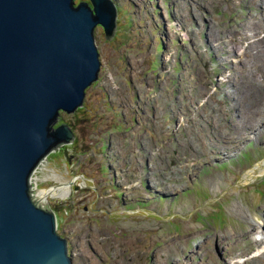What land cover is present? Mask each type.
Masks as SVG:
<instances>
[{"label": "rangeland", "instance_id": "obj_1", "mask_svg": "<svg viewBox=\"0 0 264 264\" xmlns=\"http://www.w3.org/2000/svg\"><path fill=\"white\" fill-rule=\"evenodd\" d=\"M211 1L222 8L221 18L225 24L221 27L213 13H209L206 21L186 18L163 25L162 19L168 20L169 16L164 3V10L159 7V2L150 10L148 0H123L119 1L126 7L122 19L130 17L133 23L123 21L111 41L106 39L101 26L96 30L103 68L99 81L88 90L89 107L81 115L90 123L85 126L93 130L86 133L88 140L80 138L76 147L80 150L77 156L80 166L89 159L87 153L92 151L91 168L94 170L87 167L85 170L96 175L104 191L115 192L125 201V190L116 177L112 179V188L106 174L101 172L113 161L111 155L105 156V150L98 147L100 135L112 136L111 144L128 157L138 151L136 144L144 138L143 132L148 138L155 134L151 131L154 122L164 118L172 128L161 138L146 139L154 146L155 160L166 162V177L162 180L153 173L150 182L156 187L149 186L147 192L136 183L134 195L128 199L131 203L140 193L144 197L161 193L163 204L159 201L158 208L154 209L155 217H149V200L123 203L124 211L130 207L139 208L134 216L146 221L129 218L124 211L121 215H107L116 210L107 206H116L115 200L105 201L104 210H88L85 195H89L91 201L96 196L93 191H87L86 187L93 188L90 182L86 187L80 183L83 177L75 180V187L66 198L51 199L52 209H57V204H64L62 211L57 213V220L59 232L73 244L75 255H79L74 264H151V261L153 264H236L233 262L236 260L239 264H264L259 242L264 237V148L256 151L246 147L240 151L232 145L224 147L218 138L210 136L206 123L198 117L199 113L209 114L216 106L225 113L222 122L228 123L224 128L227 132L240 131V122L246 119L249 125H260V117L250 116V111L256 109L260 113L264 109V97L251 96L247 88L249 74L254 73L264 89V81H261L264 78V31L256 26L264 22L263 0ZM208 7L216 10L212 5ZM157 10L161 17L156 15ZM252 13L261 14L262 18ZM137 15L144 21L138 20ZM206 25L210 26L207 29L209 37L226 44L228 51H231L230 38L238 40L240 49L245 48L242 56L239 55L245 67H238L235 61L233 67L227 64L225 70L215 72L208 65L198 54L201 31L206 30ZM164 36L171 41V48L160 53L158 46L161 42L164 45ZM154 63H157L159 73L152 78ZM226 78L237 86L235 95L239 103L235 105L236 111L229 110L223 101L219 81ZM153 79L156 82L152 87ZM146 88H154L150 96L144 94ZM251 90L255 91V87ZM137 91L140 97L135 96ZM241 93H246V99ZM108 102L111 105L106 110L104 103ZM147 103L152 108L149 113L143 111ZM119 104L122 111L117 108ZM196 110L197 114H194ZM99 117H103L99 124L102 132L97 134L95 143H89L95 135L94 125ZM135 118L141 123L137 124ZM126 130L125 138L117 137ZM79 132L83 136V132ZM240 136L245 137L246 132L241 131ZM262 137L264 130L260 132L259 138ZM246 151L249 153L242 156ZM72 152H76L75 149ZM66 155L65 148L50 155L51 163L47 160L43 169L34 174L33 186H37V182L43 187L55 182H73L78 162L72 165V157L64 158ZM148 155L140 148L137 157L143 160ZM115 158L120 161L123 156ZM52 166H57L55 171ZM119 181L123 183L122 179ZM248 208L255 217L254 223L248 218ZM230 248L235 249L238 258L229 255Z\"/></svg>", "mask_w": 264, "mask_h": 264}, {"label": "water", "instance_id": "obj_2", "mask_svg": "<svg viewBox=\"0 0 264 264\" xmlns=\"http://www.w3.org/2000/svg\"><path fill=\"white\" fill-rule=\"evenodd\" d=\"M99 25L111 41L113 0H0V264H74L56 211L39 204L30 179L75 137L56 124L99 79Z\"/></svg>", "mask_w": 264, "mask_h": 264}, {"label": "bare ground", "instance_id": "obj_3", "mask_svg": "<svg viewBox=\"0 0 264 264\" xmlns=\"http://www.w3.org/2000/svg\"><path fill=\"white\" fill-rule=\"evenodd\" d=\"M78 1L79 0H77V2ZM119 1L121 2L123 0H113V2L117 5V9H118V25H117V28L115 29V33H116V30L118 31L119 25H122L123 21H126L128 23L130 22L129 23L130 25L133 23V19L130 17L127 19H124V20L122 19V17L124 16L122 11L126 7L122 4H120ZM148 1L150 3V6H149L150 10H151V6H154L157 2H159V7L163 10L165 9L164 4L167 6L169 16H168V20H166L165 18L162 19L163 25L164 24H172L173 22H175L178 19L183 20L186 18H188V20H196L199 18L202 21H206L209 13H213L216 15L219 27H221L225 24V22L221 18L222 17V8L217 3H215L211 0H148ZM209 5L214 6L216 8V10L209 9V7H208ZM262 7L264 8V0H263V6ZM126 15H128V13ZM156 15L160 16L158 10H157ZM156 15H154V17H156ZM252 15L253 16L258 15L260 18H262L261 14L259 15L258 13L257 14L252 13ZM137 19L142 21V22L144 21L143 17H141L140 15H137ZM164 20H166V21H164ZM263 20H264V18H263ZM253 23H255V20ZM99 26L97 27V29L99 28ZM157 26L161 27L159 24ZM256 26H257L258 30L264 31V22L256 24ZM122 27H124V26H122ZM207 29L209 30L210 26L206 25V30H204V31L200 30L201 33L203 34V36H202V41L200 44V51L198 52V54L201 55L207 61L208 65L211 66L215 72L225 70L227 68V64L230 65L231 67H233V64L235 61L238 62V67H245V64L242 63L239 59L240 56H242V54L245 52V48L243 50L240 49L241 44L238 42V40L234 39L232 37L230 38L231 51H228L226 49V47H227L226 44L219 43V41L217 39H211L209 37L210 34L208 33ZM188 31L192 32L191 29H189ZM104 34H105V30H104ZM105 36H106V34H105ZM97 39H98V37H97V33H96V43L98 45ZM155 39H156V37H155ZM163 40H164V45L161 42V44L158 46V50L160 53H161V50L163 52H165L168 49L170 51V48H171V41L170 42L167 41L166 36H164ZM98 48L100 51V58H101V63H102L101 69H102L103 68V61H102V55H101V50H100L99 45H98ZM156 67H157V63H154V65H153V68H154L153 72L154 73L152 74V78H155L156 74L159 73L156 71V69H159V68H156ZM99 74L101 75V70H100ZM100 75H99V79H100ZM99 79L95 83H97L99 81ZM249 79H250V82H249V88H247V92L251 96L253 95L255 98L264 97V89L258 80V76L254 73H251V74H249ZM261 81H264V78ZM154 82H156L155 79H153L152 87L154 85ZM219 83H220L219 87L222 90V96H223L224 103L227 104L229 110L236 111L237 108L235 109V105H237L239 103L237 100V96L235 95V90L237 89V86H235L233 81L229 80L228 78H226V80H224V81H219ZM147 86H149V85H147ZM252 86L255 87V91L251 90ZM89 88H87V90H86V98H85L84 106L81 108H78L77 111L72 113V114H67L65 112H61V119L56 124V126H58L62 123L68 124L71 127V129L75 135L73 141L69 142V143H65V144L63 143V145L55 147V150L51 152L52 154L58 153L59 151H62L63 148H65L67 155L64 158L72 157V162H71L72 165H75L76 162H78V164H76L77 168L75 169L76 176L74 178V181L73 182H61V183L55 182L54 184H52L48 187H43L42 185L38 184V182H37V186H33L34 174L39 169H43L42 166L45 165L47 160H49V164L51 163L50 155H52V154L50 153L48 155V158L44 159L40 163L38 168L35 169L34 172L32 173V176L30 179V185L32 186L31 187L32 192H34L35 195H37L38 202L40 205L45 207V204L48 203V205L51 207V199L57 197V198H61L63 200L64 198H66L68 196V192H71L72 188L75 187V185H74V183L76 182L75 180L77 178L83 177V179L80 180V183L83 182V184H85V187H86L88 182H90L93 185V188L86 187L87 191H93L95 193V196H96L94 201H91V199L88 197L89 195H85L86 201H88V204H87L88 210L96 211L97 208H99L100 210H104L105 209V207H104L105 201L115 200L118 203L116 206L113 204H107V206L115 208L116 210L109 211L107 213V215L108 214H114V213L121 215V213L124 211L123 203L133 204L139 200L140 201L149 200V201H151V209H150L151 214L149 217H153V216L155 217L156 214L153 213L154 209L158 208L159 201H160V205H161L162 200H163V195L161 193L160 194H150L146 197H144V194L140 193L139 196L137 197L136 201H133L131 203L128 202V199L131 195H134V192H135L134 186L136 183H139L144 189L147 190V192L150 190L149 186L156 187L155 185H153L150 182V180L152 179L151 175L153 173L156 176L159 175L162 180L164 179V177H166V171H167L166 162H164L162 160H159V161L155 160L154 147H152L153 145L150 142H148L146 139L155 138L156 136H159V138H161L165 132H167L169 129L172 128L171 125L164 118H163V120H158V121L154 122L152 127H151V131H154L155 134L152 133L150 135V137L148 138L146 133L143 132L145 139L144 138L140 139L139 140L140 144H136V149H138V151L136 152V154H134V153L129 154L128 157H127L126 153H122L118 149L117 146H115L113 143L111 144V140L113 139L112 136L102 137L100 135V139L98 141V147L100 148V150H105V156L111 155V160L113 161L112 164L109 163V165L107 166L105 171H101V172L106 174L105 178L110 181V185L112 188L114 186L112 179H113V177H116L118 184L122 188H124L125 193H126L127 198L125 199V201H123L122 196L120 198V195H118L117 193H115V192L108 193V192L104 191V187H101L100 184H98L99 181L97 180L96 175L95 174H89V172H87L85 170V167L89 168L90 170H94L91 168V163L93 162L91 155L94 154L92 151H89L87 153V155L89 156V159L88 160L86 159V161L84 162V164L82 166H80L81 161L79 162V158L77 157L78 154L80 153V150L78 148H76L78 145L79 139L82 138L84 140H88L86 138V133L93 130L92 127L90 128V127L85 126V125L88 126L90 123L88 122V120L85 121V118L81 117V115L89 107V104L87 103V93H88ZM153 89L154 88H152V90L150 88H146L145 89L146 92L144 94L146 96H150L153 93ZM181 90H183V89H181ZM238 90L242 91L244 89H238ZM244 92H245V90H244ZM242 95L246 99V93L242 94ZM135 96L140 97L138 94V91H137V93H135ZM211 98H213V96H211ZM104 105H105L106 110H107V107H109L111 104L108 102V103H104ZM176 105H179V104H176ZM119 106H122V105L119 104L117 107L119 110H121V108ZM143 108H145V110H143L145 113H149L152 111V108H151L150 104H148V103L145 104L143 106ZM124 109H125V107H123V110ZM127 109H128V107H127ZM194 114H197V110L194 112ZM224 115H225V113L223 112V110L214 106L211 108V112L209 114L204 115L203 113H199L198 117L201 121L206 123V131L210 134V136L213 135L216 138H218L220 141V144L223 145L224 147H226L228 145H232V147H234L235 149H240V151H243L242 148H246V147H252L256 151H259L260 149L264 148V137L259 138L261 130H264V109L260 113L257 112L256 109H252L250 111V116L260 117L259 120L261 123L259 126L249 125L248 120L246 119V120L240 122L242 124V125H240V129H241L240 131L230 130V132H227L224 128L228 127V123L222 122L223 120H225ZM69 116H74V118L70 119ZM102 119H103V117H99L98 122L95 123V125H94V130L96 129L94 132L95 135L91 139H89V141H88L89 143H95L97 141V137H96L97 134L98 133L100 134L102 132V129H100V127H99L100 121ZM236 120L238 121L237 114H236ZM109 121L110 122L112 121L111 118H109ZM131 121H132V119H131ZM135 122L137 124L141 123V121L139 119H136V118H135ZM228 122H232V120H229ZM136 128H137V125H136ZM80 130L83 132V136L79 132ZM243 130L246 132L245 137L240 136V133ZM127 131L128 130H126L123 133H119L117 135V137H121V140H122V138L126 137ZM157 132H159V134H156ZM121 140H119V143L121 142ZM212 140H213V138H212ZM210 143H212V142H210ZM214 143H215V141H214ZM75 144H76V146H75ZM215 146H217V145L215 144ZM212 147H213V145H212ZM140 148L149 154L143 160L140 159L139 157H137V154L139 153ZM73 149H75L76 152H72ZM216 150H218V149H216ZM247 152L248 151L243 153L242 156L246 155ZM117 155L123 156L122 160L117 161L115 158ZM224 164H225V166H229V165H227V163H224ZM57 166L56 167L52 166V169L55 171ZM208 177H210V176H208ZM213 177H215V176H213ZM120 179H122V181H123L122 184H120V181H119ZM145 179H148L149 183L146 182ZM205 183H207V182H205ZM167 185H168V183H167ZM163 188H164V186H163ZM158 191H159V189H158ZM177 196H179V195H177ZM155 204L157 205L156 207H154ZM63 206H64V204H57L56 205L57 209L53 208V210L56 211V213H60L62 211ZM51 209H52V207H51ZM137 212H139V208L130 207L124 211V214L128 215L129 218H135L136 220L146 221L142 217H135L133 213H137ZM248 218H249V220H251L250 221L251 223L255 222V217L253 216V213L249 208H248ZM59 227L60 226H58V231H59ZM259 242H260V245L262 248L261 254L264 256V237L260 238ZM68 243H69V250H70L69 252L73 258V263H74V261H76V259L79 257V255H75V251L73 249V244L70 243L69 240H68ZM228 253H229V255H234V257H233L234 259L239 257V255H237L235 253V249L233 251L232 248H230L228 250ZM242 256H244V255H242ZM258 256H260V254H258ZM228 260H229V258H228ZM233 262H235L236 264L238 263L237 260L233 261ZM151 264H153L152 261H151Z\"/></svg>", "mask_w": 264, "mask_h": 264}]
</instances>
